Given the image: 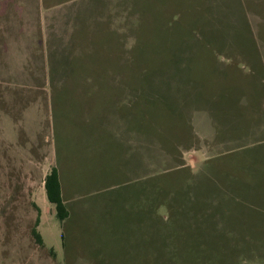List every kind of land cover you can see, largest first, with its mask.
<instances>
[{
    "label": "rangeland",
    "instance_id": "374dc122",
    "mask_svg": "<svg viewBox=\"0 0 264 264\" xmlns=\"http://www.w3.org/2000/svg\"><path fill=\"white\" fill-rule=\"evenodd\" d=\"M0 264H264V0H0Z\"/></svg>",
    "mask_w": 264,
    "mask_h": 264
},
{
    "label": "trees",
    "instance_id": "16d2710c",
    "mask_svg": "<svg viewBox=\"0 0 264 264\" xmlns=\"http://www.w3.org/2000/svg\"><path fill=\"white\" fill-rule=\"evenodd\" d=\"M44 183L49 201L55 204L58 217L64 220L69 214V209L63 197L61 180L57 166H52L49 172H47ZM38 223L39 218L37 224ZM33 230L39 242L42 243V236L41 233H39L38 228H34Z\"/></svg>",
    "mask_w": 264,
    "mask_h": 264
},
{
    "label": "crops",
    "instance_id": "0c3cea01",
    "mask_svg": "<svg viewBox=\"0 0 264 264\" xmlns=\"http://www.w3.org/2000/svg\"><path fill=\"white\" fill-rule=\"evenodd\" d=\"M241 135H242V132H241ZM144 157H146V156H144ZM46 174H45V176H46ZM44 181H45V178H44ZM44 186H45V183H44ZM64 200H65V202L67 204V200L65 198H64ZM36 203H37V205L39 207V212H38L39 223H38V226H39V229H40L41 221L44 218V209L46 208L48 212H52V209H53L52 202H50L49 199L47 198L46 189H44V192L42 194V197L41 198L39 197V198L36 199ZM69 214H70V211H69ZM69 214H68V216H69ZM41 236H42V239H43V235L42 234H41Z\"/></svg>",
    "mask_w": 264,
    "mask_h": 264
}]
</instances>
